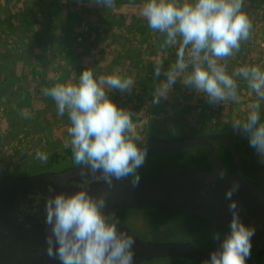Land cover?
<instances>
[{
	"label": "clouds",
	"instance_id": "1",
	"mask_svg": "<svg viewBox=\"0 0 264 264\" xmlns=\"http://www.w3.org/2000/svg\"><path fill=\"white\" fill-rule=\"evenodd\" d=\"M92 2L115 9V0ZM244 4L245 0H145L140 15L151 30L164 35V46L179 44L175 63L153 89L152 104L167 100L173 85L189 68L191 71L181 81L183 86L203 93L211 104L238 99L235 77H242L258 101L250 105L245 120L233 121L232 128L247 135L250 147L264 163V122L259 112V101L264 100V70L258 66L241 67L230 75L226 65L218 63L238 52L241 42L250 38L252 22ZM162 67L163 62L157 60V79ZM132 87L130 78L118 74L97 77L89 67L79 75L78 82L56 83L42 89L44 96L54 100L58 115L68 114L74 163L88 166L93 174L101 172L109 185L114 178L128 177L138 183V169L146 160V148L137 143L140 137L134 131L133 113L117 106L108 95L113 89L130 92ZM22 116L29 118L30 113L25 110ZM37 158L42 162L48 159L42 152L37 153ZM236 187L227 191V198ZM105 205L104 195L93 196L87 190L50 196L44 208L48 255L61 264H133L134 237L118 230L119 220L105 215ZM229 210L230 232L203 264H246L251 255L255 229L240 220L235 201ZM214 239L220 240V235L215 233Z\"/></svg>",
	"mask_w": 264,
	"mask_h": 264
},
{
	"label": "trees",
	"instance_id": "2",
	"mask_svg": "<svg viewBox=\"0 0 264 264\" xmlns=\"http://www.w3.org/2000/svg\"><path fill=\"white\" fill-rule=\"evenodd\" d=\"M143 3L145 0H115V9H109L98 6L92 1L87 2V0H80V2L77 0H0V6L4 8L0 9V12L2 11L0 14V61L3 62L0 67V171L6 172L4 175L0 174V177L14 178L13 175H9L8 170H12V168L14 170L15 167L20 168V163L16 165L13 161L14 153L4 150L10 148L23 136L27 129L26 125L30 123V116L29 118H24L22 115L16 116L14 112L17 107L26 102L25 106H28L25 107L27 108L25 110H30L32 102L39 101L43 107L36 115L43 116L47 112L58 110L54 100L44 96L42 89L50 88L56 83L78 82L79 75L84 69H78L72 64L76 52L79 58L103 64L102 58L107 59L110 51L116 50L114 59L117 60L111 67L105 66L106 72L108 70L110 75L118 74L122 78L132 79L133 87L130 92L123 93L113 89L108 93L109 98L117 106L134 113L133 118L139 111L156 106V119L151 118L149 123L157 130L151 133L144 131L137 134L140 137L137 141L139 146L183 141L197 136L199 133L197 129L188 127V121L201 114L199 100L194 102L195 106L192 109L193 106L188 103V98H186L187 91L192 86H183L177 81L169 93L167 99L169 103H164L162 100L159 105L152 104L153 89L160 83V80L165 79L163 73L167 70L164 66L162 67L158 80L154 75L156 62H149L148 65L142 67L140 60L145 52L150 55L152 51L150 57L164 59L169 52L176 53L177 48L171 49V51L166 49L164 35L154 32L148 27L147 21L139 14ZM89 6L96 16L92 18L93 21L84 34L74 35L70 23L65 28H61L58 24L59 18L64 13L69 21L71 18H76L81 11L89 9ZM91 10L88 11L89 15L93 13ZM244 10L252 22L251 35L247 41L241 42L240 50L234 52L233 56L237 58L234 61H229L234 63L233 68L238 60L246 61V56L250 54L249 43L258 37L259 23L264 30V0H245ZM35 25L39 26V30H35ZM37 38L44 42L47 40V47L45 50H39L38 55L32 57L33 59L26 66L22 65L23 56L29 58L32 55V53H28V50L31 49V43L35 42ZM115 43L119 46H113ZM245 48H247L246 51ZM52 49H55L59 52V56L63 57V63L51 65L50 52ZM153 54L155 56H152ZM119 56L124 58L119 60ZM230 57L225 59H230ZM17 62L21 63V72L17 71ZM104 63L108 64V62ZM241 67L246 66L241 63L239 68ZM233 72L228 73L231 75ZM29 104L31 105L29 106ZM170 109H176V111L169 114L166 110ZM39 118L35 117V119ZM57 119L61 126L68 130L70 121L67 112ZM174 128H179L178 138L169 134V131ZM228 128L226 132H215L214 134L232 138L236 152L237 148L242 149L245 145H249V139L246 141L247 143L244 142L246 137L242 135L243 133L235 131L231 124ZM162 133L163 135H161ZM213 146L216 149L219 166L228 174L233 175L235 164L225 146L218 142H214ZM66 155L71 158V163H74L72 148L66 149ZM6 160L8 163H5ZM51 161L56 163L57 157H52ZM74 164L52 171L79 166ZM177 165L188 166L189 170L193 169V171L212 172L206 148L159 155L157 160L146 162L138 171L142 178L160 174L169 169L173 170ZM32 166L34 175L50 172L39 170L37 164H32ZM50 166V163L47 164L45 169H49ZM117 213L141 214L150 224L164 227L168 229V232H172L171 234H178L185 239L191 237L192 245L197 241L202 242L203 249L210 248L219 241L214 239L215 233H218L221 239L226 231L222 226L180 212L118 211ZM192 264L198 263L192 262Z\"/></svg>",
	"mask_w": 264,
	"mask_h": 264
},
{
	"label": "water",
	"instance_id": "3",
	"mask_svg": "<svg viewBox=\"0 0 264 264\" xmlns=\"http://www.w3.org/2000/svg\"><path fill=\"white\" fill-rule=\"evenodd\" d=\"M214 142L223 144L232 157L235 164L233 175L219 166ZM142 147L146 148V157L206 148L212 172L173 169L142 177L135 184L131 179L114 178L110 185L101 172L93 174L88 166L81 165L59 173L0 177V264H59L57 258L47 253L48 228L43 226L28 230L27 223L19 222L17 215L22 207L31 206L32 196L46 198L45 207L50 196L78 190H87L93 196L104 195L106 214L118 211H172L198 216L229 229L232 219L229 205L235 201L240 220L255 229L251 245L257 239H264V190L246 177L232 138L206 135ZM86 182L88 184L85 185ZM234 185L237 187L231 198H227V191ZM134 240L133 264L166 258L204 262L223 241L210 249L200 250L190 244L154 245ZM261 247L264 248V245ZM137 251L142 254L137 255ZM259 253L264 254V250ZM252 258V254L246 258V264H254Z\"/></svg>",
	"mask_w": 264,
	"mask_h": 264
},
{
	"label": "rangeland",
	"instance_id": "4",
	"mask_svg": "<svg viewBox=\"0 0 264 264\" xmlns=\"http://www.w3.org/2000/svg\"><path fill=\"white\" fill-rule=\"evenodd\" d=\"M92 1V0H87V2ZM89 9L83 10L79 13V15L76 18H71L69 21L67 17H65V13L62 15V17L59 18L58 24L60 27L65 28L68 27V23H70V26L73 28V34H84L87 32L86 30L89 27V24L93 21L92 18L96 16L95 12L91 10V7H88ZM0 9H4L1 8ZM91 10L93 13L89 15L88 11ZM141 10V9H140ZM139 10V14H140ZM2 14V11L0 12ZM42 23V22H41ZM259 28V33L258 37H256L255 41H252L249 43V50L250 54L246 56V61H243L240 59L238 62L235 64V68H233L234 63H230L229 61H234L237 57L231 56L230 59H223L220 60V63L223 65H226V71L227 72H233L234 70H237L239 68V65H244L246 67L250 66H258L261 68V70H264V30H262L260 23L258 24ZM79 28V29H78ZM78 29V30H77ZM35 30H39V26L35 25ZM30 44V43H29ZM27 45L28 47L30 45ZM48 41L44 40L40 41L39 38L35 40V42L31 43V49L28 50V53H32V55L28 58L23 56L22 59V65H27L28 63L31 62L33 59L32 57H36L38 55L39 50H45V47H47ZM113 46H119L117 43ZM166 49H171L178 48L179 44L177 45H172V46H164ZM247 48L244 50L246 51ZM116 52V50L114 51ZM112 50L110 51V54L107 59L102 58L103 64L104 62L106 63L104 66L103 64H98L97 61H88V59L84 58H79L78 53H74V60H73V66H76L79 68H89L91 67L94 75L99 77L100 75H110L107 70L106 72V67L108 65V68L114 65V61L117 59H114L116 53H114ZM153 51L151 52V54ZM151 54L145 52L143 54L141 61L142 67L148 65L149 62H156L157 60H160L163 62V66L165 70H168L171 64L175 63L176 60V55L175 52H169L166 54V58H156V57H150ZM152 56H155L154 54ZM63 57L59 56V52H57L55 49H52L50 52V62L51 65H57V63H63L64 61L62 60ZM119 60H121V57H118ZM58 59V60H57ZM239 59V58H238ZM240 62V64H239ZM3 62L0 61V67H2ZM21 63L17 62L16 67L17 71L21 72ZM34 66H36L35 63L32 62ZM166 64V65H165ZM67 69V68H66ZM191 71V68L187 70V72L181 74L180 78L178 79V82L182 83L181 81L183 80L184 76H186L189 72ZM64 74V73H63ZM229 74V73H228ZM237 81V95L238 99L236 100H226L224 102H220L217 104H211L208 102L206 99L205 95L203 93H198L196 92L193 87H191L187 91V97L188 98V103L193 106L191 107L192 109L194 108V102L196 100H199V106L201 110V114L199 116H196L194 119H190L188 121V127L197 129L199 132L197 136H206V135H215V132H226L229 128V125L233 123L234 120H245L247 115L249 114L250 111V105L258 101V97L255 94L253 90H251L247 82L242 78V77H235ZM243 85V86H242ZM152 101V99H151ZM164 103H169L168 100H163ZM260 103V117H261V122H264V100L259 101ZM26 102L21 103L20 106L17 107L16 114L17 117H20L22 115V112L25 111V106ZM31 104H29L30 106ZM174 106V105H173ZM43 107V104L39 101H34L32 102V107L30 110H27L30 113V123H28L26 131L23 133V136L20 137L14 144L11 145L10 148H5V152L12 151L14 153L13 155V161L17 165L20 163V168L18 169L17 167L12 168V170H8L9 175H13L14 177H26V176H32L34 175L33 171V166L32 164H37L39 170H59L64 167H69L73 165L74 163H71V158L66 155V149L71 148L70 145V137L68 135V131L66 127H62L61 123L58 121L57 118H60L58 115V110H55L50 113H46L43 116L36 115V113ZM164 108V107H163ZM47 109V108H46ZM156 106L151 107L150 109H146L143 111H139L133 118L134 122V131L136 134H140V132L147 131L149 133L156 131L157 129L154 128L152 125H150V120L151 118H155V111ZM169 114H172L173 112L176 111V109H170L166 110ZM134 114V113H133ZM157 114H160V112H157ZM198 114V113H197ZM38 116L40 117L39 119H35V117ZM149 125H146V124ZM178 129H175L169 131V134H171L172 137L178 138ZM231 130V129H230ZM162 132V131H161ZM242 133V132H241ZM163 135V133L161 134ZM246 137L244 139V142L248 140L247 135L242 134ZM66 141H69V143L66 146ZM247 143V142H246ZM250 145H245L242 149L237 148V153L240 158V162L243 166V170L245 172V175L247 178L251 179L258 187H260L262 190H264V163L261 162V159L257 156L255 149L250 147ZM42 152L47 154V161L42 162L37 158V153ZM9 153V152H8ZM52 157H57V162L52 163L51 158ZM158 157L154 158H146L145 163L150 161V160H157ZM23 160V161H21ZM5 163H8V160L5 161ZM50 163L49 169L47 168V164ZM143 164V166L145 165ZM249 167H248V165ZM75 165V164H74ZM142 166V167H143ZM12 167V166H11ZM175 169H184L188 171H193L189 170L188 166L182 165L178 166ZM170 170V169H169ZM195 172H200L196 171ZM6 172L5 171H0L1 175H4ZM0 175V176H1ZM6 176V175H5ZM128 179V178H127ZM166 217V216H165ZM141 218V217H139ZM164 219H169V218H164ZM134 220V218H133ZM140 220V219H139ZM182 236H175V235H170V237H166L170 243H181L183 240ZM194 242V240H193ZM193 247L197 249H203L204 244L200 241H197L194 243ZM149 264H189L182 262L181 260H176V259H166V260H155L154 262H151Z\"/></svg>",
	"mask_w": 264,
	"mask_h": 264
},
{
	"label": "flooded vegetation",
	"instance_id": "5",
	"mask_svg": "<svg viewBox=\"0 0 264 264\" xmlns=\"http://www.w3.org/2000/svg\"><path fill=\"white\" fill-rule=\"evenodd\" d=\"M156 145H160V144H156ZM144 146H152V145H144ZM169 153H175V152H168L165 154H169ZM146 158H148V159L156 158V156H147ZM74 167H77V166H74ZM74 167H71V168H74ZM248 167H249V165H248ZM242 168H243V166H242ZM67 169H70V168H67ZM67 169H63V170L55 171V172L50 171L47 173H59L61 171L67 170ZM41 174H46V173H41ZM35 175H39V174H35ZM35 175H32V176H35ZM26 177H29V176H26ZM86 184H88V182H86L85 185ZM70 185L78 187L75 184H70ZM31 198H32L31 206L30 207H26V206L22 207L20 214L17 215V219L19 222H26L27 223L26 229H28V230H30L31 228H34V227L45 226L44 217H45L46 213L44 211L45 207L43 206V204H45L46 198L39 197V196H32ZM105 215L106 216L112 215V216L116 217L120 222L118 224V230L128 232V234L132 235L135 239H137L141 243H144V244L149 243V244H154V245H158V244H190L193 247V245L190 241L191 237H186L187 240L185 238H182V240H185V241H183L181 243L166 242V241H168L166 239V237H170V235H174V234H171L172 232H168V229H165L164 227L154 226V225L150 224L148 222V220L145 219L141 214L132 215V214H128V213L119 214L117 212H112V213H108V214L105 213ZM139 217H141V218H139ZM196 217H198V216H196ZM133 218H134V220H133ZM204 220H206V219H204ZM206 221H208L214 225H217V226H222L226 230L224 235L221 237V239L212 246V247H214L223 240L225 235H227L230 232V229L224 225L215 224L209 220H206ZM222 233H220V234H222ZM175 236L178 237L179 235L177 234ZM262 245H264V239H257V241L252 244L251 254L253 255L252 262L254 264H264V254L259 253V251L261 252L262 250H264V248L261 247ZM212 247H210V248H212ZM210 248H207V249H210ZM200 250H204V249H200ZM166 259H175V258H166ZM166 259H160V260H166ZM155 260H159V259H153V260L141 262L138 264H149L151 262H154ZM176 260H181L182 262L189 263V264H192V262H195V261H189V260H184V259H176ZM57 262H59V264H61V261L59 259ZM134 262H135V260H134ZM196 263L203 264V262H196Z\"/></svg>",
	"mask_w": 264,
	"mask_h": 264
},
{
	"label": "bare ground",
	"instance_id": "6",
	"mask_svg": "<svg viewBox=\"0 0 264 264\" xmlns=\"http://www.w3.org/2000/svg\"><path fill=\"white\" fill-rule=\"evenodd\" d=\"M142 253H139L138 251H137V255H141Z\"/></svg>",
	"mask_w": 264,
	"mask_h": 264
}]
</instances>
